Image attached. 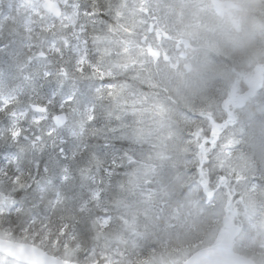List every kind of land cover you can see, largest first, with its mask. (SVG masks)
Wrapping results in <instances>:
<instances>
[{
	"label": "snow or ice",
	"instance_id": "6c2138e0",
	"mask_svg": "<svg viewBox=\"0 0 264 264\" xmlns=\"http://www.w3.org/2000/svg\"><path fill=\"white\" fill-rule=\"evenodd\" d=\"M176 8L0 0V264H180L186 216L264 214V70Z\"/></svg>",
	"mask_w": 264,
	"mask_h": 264
},
{
	"label": "trees",
	"instance_id": "16d2710c",
	"mask_svg": "<svg viewBox=\"0 0 264 264\" xmlns=\"http://www.w3.org/2000/svg\"><path fill=\"white\" fill-rule=\"evenodd\" d=\"M176 16L188 31L205 32L223 24L226 31L220 36L221 43L237 57L244 58L252 66L249 74L262 75L264 70V18L257 5L261 0H174ZM235 6L234 19H229L215 5ZM187 227L184 234L174 237V247L184 252L180 263L197 249L225 239L233 228L237 232L236 250L264 264V214L229 212L227 209L209 210L202 215L185 217Z\"/></svg>",
	"mask_w": 264,
	"mask_h": 264
},
{
	"label": "water",
	"instance_id": "95a60500",
	"mask_svg": "<svg viewBox=\"0 0 264 264\" xmlns=\"http://www.w3.org/2000/svg\"><path fill=\"white\" fill-rule=\"evenodd\" d=\"M256 264L253 260L234 252L232 240L225 245H213L191 255L182 264Z\"/></svg>",
	"mask_w": 264,
	"mask_h": 264
},
{
	"label": "rangeland",
	"instance_id": "374dc122",
	"mask_svg": "<svg viewBox=\"0 0 264 264\" xmlns=\"http://www.w3.org/2000/svg\"><path fill=\"white\" fill-rule=\"evenodd\" d=\"M215 6L217 7L219 12L223 13L224 15H228V16H226L227 18L230 19V18H232L234 16L233 14L235 13L236 8L233 7L232 5L223 6V5H218L217 4ZM231 11L233 12V14H232ZM249 76L250 77L254 76L255 78H260V75L257 74V73L249 74ZM225 240H226V238L224 240H222V242H225Z\"/></svg>",
	"mask_w": 264,
	"mask_h": 264
},
{
	"label": "clouds",
	"instance_id": "9594fccd",
	"mask_svg": "<svg viewBox=\"0 0 264 264\" xmlns=\"http://www.w3.org/2000/svg\"><path fill=\"white\" fill-rule=\"evenodd\" d=\"M261 3H264V0H261ZM260 42L264 44V34L260 36Z\"/></svg>",
	"mask_w": 264,
	"mask_h": 264
}]
</instances>
